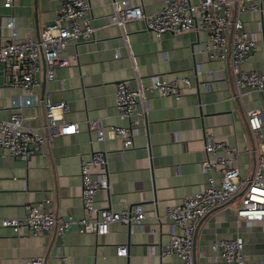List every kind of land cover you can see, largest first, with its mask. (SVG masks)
Wrapping results in <instances>:
<instances>
[{
	"label": "crops",
	"instance_id": "crops-1",
	"mask_svg": "<svg viewBox=\"0 0 264 264\" xmlns=\"http://www.w3.org/2000/svg\"><path fill=\"white\" fill-rule=\"evenodd\" d=\"M92 38L70 42L63 54L70 64L56 67L51 80L45 78L43 62L37 73L34 105L20 112L24 124L45 134L44 98L64 102L67 111L62 121L78 123V131L47 139L42 151L27 161L0 154V218L22 217L28 205L44 202L56 216L78 217L82 213L80 160L92 149L106 153L109 169L108 190L98 191L96 205L115 210L125 205H142L146 218L143 226L114 222L108 233L95 235L80 231L78 224L60 237L55 229L32 235L24 229L15 234L0 226V264H23L40 259L41 264H59L61 255L68 264H181L178 255H163L160 249L169 240L170 220L167 210L185 195L206 185L208 173L202 170L203 145L211 132L225 146H236L233 166L251 177L255 168L254 141L248 128L246 112L261 108L264 91L235 86L229 56L225 60L209 58L204 51L208 33L185 31L163 33L159 37L144 28L142 21H130L122 27L111 25L114 3L121 0H88ZM155 13L162 0H126ZM199 3L201 0H189ZM0 0V45L10 39L6 16L14 17L19 39L36 37L51 23L57 12V0H13L11 8ZM243 28L254 34L257 49L249 54L245 68L264 71V0L259 9L240 14ZM231 30L228 33L230 47ZM18 74L0 63V120L14 112L13 97L22 89L13 84ZM173 80L187 76L191 85L181 84L182 95L158 96L143 92L139 103L141 125L133 145L121 148L120 141L95 140L88 119L104 125H125L115 109V84L124 80L135 88L146 86L152 77ZM203 83H208L204 88ZM57 114H60L57 111ZM264 132V128H263ZM264 156V151H263ZM239 195L207 212L198 222L193 240L195 264H228L211 250L214 240L240 235L244 240L245 264H258L264 258V224L237 222L235 209ZM119 244L126 246V256H117ZM236 264V263H230Z\"/></svg>",
	"mask_w": 264,
	"mask_h": 264
},
{
	"label": "built area",
	"instance_id": "built-area-1",
	"mask_svg": "<svg viewBox=\"0 0 264 264\" xmlns=\"http://www.w3.org/2000/svg\"><path fill=\"white\" fill-rule=\"evenodd\" d=\"M13 0H4L5 8L12 7ZM58 8L54 20L45 25L36 37L19 39L14 28V17L6 16L5 26L11 31L10 39L0 45V63L10 66L17 73L13 84L22 89V94L13 97L15 109L9 118L0 120V154L27 161L32 155L42 151L48 138L70 135L78 131V123L62 121V113L67 111L64 102L52 103L49 96L44 98L45 134H38L33 127L24 124L20 110L34 105L37 95L33 87L38 84L37 73L41 62L44 64L45 78L54 77L56 67L70 64V57L63 50L70 42L92 38L95 28L91 24L88 0H57ZM262 0H162L160 9L148 13L142 5H133L126 0L114 3L109 17L111 25L122 27L130 21H142L144 28L160 36L163 33L178 34L185 31H206L208 37L204 51L209 58L230 59V69L235 86L249 90L264 91V71L245 68L250 53L257 49L254 34L243 28L240 14L259 9ZM231 30L228 49V33ZM181 84L190 86L187 76L173 80L152 77L149 85L130 87L121 80L115 84V109L125 125H104L99 119H88V128L95 131V140L104 143L107 139L120 141L121 148L133 145V139L141 125L139 103L143 92L158 96H173L178 100L182 95ZM208 88V83H203ZM59 111L60 114H57ZM246 120L254 141L256 155L255 168L251 177L240 174L232 162L237 160L236 146H225L213 133H206L203 145L202 170L208 173L205 187L185 195L180 202L167 210L170 220L169 240L160 249L163 255H178L181 264H195L193 257L194 233L200 219L210 210L239 195L240 204L235 209L239 223L260 222L264 224V112L261 108L249 109ZM106 153L102 149H92L87 157L80 160L81 207L78 217L56 216L47 209L43 201L28 205L22 217L0 218V226L11 228L20 234L25 228L29 234L41 235L56 230L62 237L72 224H78L80 231L104 235L109 225L121 222L143 226L146 213L140 204L125 205L118 210L108 205H96L98 191L108 190L109 169ZM244 240L240 235L213 241L211 250L216 256L230 264H245ZM117 256H126L124 244L115 249ZM23 264H41L40 259L25 261ZM59 264H68L63 255ZM258 264H264L262 258Z\"/></svg>",
	"mask_w": 264,
	"mask_h": 264
},
{
	"label": "water",
	"instance_id": "water-1",
	"mask_svg": "<svg viewBox=\"0 0 264 264\" xmlns=\"http://www.w3.org/2000/svg\"><path fill=\"white\" fill-rule=\"evenodd\" d=\"M131 225H132V224H131L130 222L127 223V226H128L129 229H130ZM193 240H194V239H193ZM193 250H194V247H193ZM193 257H194V251H193ZM194 263H195V262H194Z\"/></svg>",
	"mask_w": 264,
	"mask_h": 264
}]
</instances>
